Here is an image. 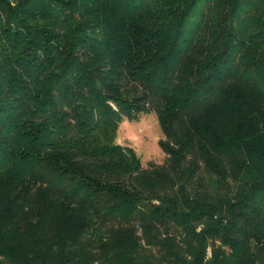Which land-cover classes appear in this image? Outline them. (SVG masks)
Segmentation results:
<instances>
[{"label": "trees", "instance_id": "1", "mask_svg": "<svg viewBox=\"0 0 264 264\" xmlns=\"http://www.w3.org/2000/svg\"><path fill=\"white\" fill-rule=\"evenodd\" d=\"M0 264H264V0H0Z\"/></svg>", "mask_w": 264, "mask_h": 264}, {"label": "rangeland", "instance_id": "2", "mask_svg": "<svg viewBox=\"0 0 264 264\" xmlns=\"http://www.w3.org/2000/svg\"><path fill=\"white\" fill-rule=\"evenodd\" d=\"M162 140L157 113L149 111L139 114L133 120L124 117L118 125L115 142L122 147L132 148L140 160L141 167L147 168L150 165H165L167 156L160 148ZM210 253L208 248V257Z\"/></svg>", "mask_w": 264, "mask_h": 264}]
</instances>
